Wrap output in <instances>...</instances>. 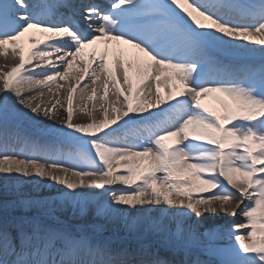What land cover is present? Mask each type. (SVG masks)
Returning <instances> with one entry per match:
<instances>
[{"label": "bare ground", "instance_id": "6f19581e", "mask_svg": "<svg viewBox=\"0 0 264 264\" xmlns=\"http://www.w3.org/2000/svg\"><path fill=\"white\" fill-rule=\"evenodd\" d=\"M152 1L156 0H110L107 21L114 27L111 34L100 24L103 14L91 0H84V6L92 7L80 8L79 17L87 20L80 28L72 19L39 11L37 7L46 5L48 0H28L24 7L13 6L12 15L26 13V18L5 28L0 24V118L8 124L26 120L30 130L25 146L21 145L23 137L10 133L6 124L0 130V191L14 185L20 199L14 200L11 207L20 206L21 188H31L38 181L43 183V188L32 193L33 209L39 207L62 220L75 211L78 216L83 215L78 223L84 227L108 229L116 234L126 231L131 235L146 230L151 237H168L171 245L182 240H202L209 229L242 216L240 197L194 198L173 193L162 181L154 160L156 155L145 137L150 131L180 119L184 108H193L195 111L215 109L226 127L224 139H229L235 132L232 126L238 107L262 101L249 91L258 79L249 76L252 68L245 62L234 75H225V82L230 77L233 80L239 77L243 80L240 83L217 84L220 80L217 79L210 84L208 78L206 85H201L203 82L194 85L179 68L181 63L187 66L193 63L194 54H159L158 48L129 40L130 36L139 34L133 27L122 28L124 22L134 20L123 9L146 6ZM169 1L179 14L210 34L217 43L234 52L264 53V19L228 18L217 10H222V6L212 0ZM31 37L41 40L36 47L25 49L23 43ZM228 66H222L221 71L232 73ZM10 67L15 73L8 78ZM92 113L96 116L95 124L89 122ZM63 122L69 128L66 133ZM198 122L195 116L188 117L192 126ZM102 124L104 132L115 130L112 133L115 148L105 163L94 166L69 148L67 141L72 142L75 136L74 143L82 141L102 150L111 141L95 142L91 134V131L100 132ZM199 132L198 129L177 137V131L170 128L165 135L171 136L174 144L170 171L203 185L202 179L191 177L200 170V156L191 148H182L184 143L187 147L191 143L199 144ZM127 134L137 137L136 146L124 145L122 139ZM64 135L67 138L60 137ZM180 137L183 140L179 141ZM42 164L46 178L39 181L37 175ZM103 166L109 171L106 175L101 172ZM130 167L148 169L146 188L130 183L126 175ZM226 175H222L225 182L232 179L230 172ZM232 183L235 191H244L239 181ZM258 188L264 190L263 181ZM99 201L106 205L104 212L98 217L84 216L86 207ZM242 227V224L237 226ZM94 248L95 245L88 255L74 253L65 259L53 251L49 255L29 256V251L26 258L11 257L0 247V257L8 264H101ZM118 248L120 251L123 248L131 256L127 259L133 262L144 260L150 253L145 251L146 255L135 257L131 247L120 244ZM123 257L125 254L121 253L120 258ZM184 258L187 262L192 260L185 255ZM105 259L102 263L107 264ZM127 259L110 262L128 264ZM155 261L159 260L152 262Z\"/></svg>", "mask_w": 264, "mask_h": 264}, {"label": "rangeland", "instance_id": "374dc122", "mask_svg": "<svg viewBox=\"0 0 264 264\" xmlns=\"http://www.w3.org/2000/svg\"><path fill=\"white\" fill-rule=\"evenodd\" d=\"M91 2L94 3V6H98L101 9L103 15H107L110 12V0H91ZM50 3L51 4L47 7L45 5H40L38 8L53 17L63 16L68 19H74L77 24L85 22L83 17H79L82 14L80 13V8L84 10L92 7V5H89L90 7L84 6V0H65L66 5L58 4L55 1ZM183 70L185 71V67H183ZM249 76L258 79L257 84L252 85L249 89L250 94L254 96L255 90L264 92V75L256 69ZM240 81L243 80H241V78L233 80L232 78L229 82L221 81L218 84H236L240 83ZM206 84L207 81L205 85ZM237 112L238 114L237 116L235 115L234 124L232 126L235 129L234 134L226 140L224 139V136H222V142L226 147V150L223 152L222 163L219 166V163H217L216 160L215 150L208 144L214 142L218 133H223L226 127L222 124L215 109L197 112L198 114L195 118L199 121V124L197 126H192L191 123H188L187 118L192 115L193 111L191 109L184 108L181 111L180 119L178 118L176 121H171L167 126L162 127L161 129L149 132L145 137L147 145L151 147L153 153L156 155L154 160L157 164L160 176H165V184L168 185L169 181H172L174 184V187L172 184L169 185V188L173 193L194 198L215 196H221L226 199L232 197L242 198L240 205L242 213L241 217H233L230 222L222 223L209 229L208 233L204 235L202 240H191V243L187 240L179 241L177 244L178 248L175 253L181 254L182 249H188L185 254L187 257L192 258V261L189 263H184L183 260L181 263L176 262V260L172 259L174 255L171 252H167L172 256H169L168 258L169 264H264V207L260 208V205H264V190L261 191L258 188L259 183L262 181L264 182V99L255 105L250 104L249 106L238 107ZM239 118L244 120V125H239ZM251 120L253 121L252 125L250 124ZM90 122H96L95 113H92ZM185 122L187 123L185 124ZM170 128L177 131V137L181 135V130H188L189 132H197L198 129L200 130V135L197 133L199 138H201L199 144L191 143L187 147L184 143L183 147H181L185 150H190L191 148L193 151H197L196 153L200 156L201 160H198V169L200 170H196L194 175L192 173L191 177H193V179H203L205 182L203 185L192 184L189 178L175 175L172 171H170V153L174 144L171 136L165 135ZM193 128L196 130H193ZM104 130L105 128L102 124V129L99 134L93 137L95 142H101L104 140L111 141V144L104 145L102 150H98L95 146L84 144L82 142H77L81 148L72 144L71 147L75 151L80 152V154L87 158L92 165L98 166L99 164L105 163L110 158V155L115 148V139L112 136V133L115 130L101 133L104 132ZM92 134L96 133L92 132ZM181 140L183 139L180 137L179 141ZM122 141L126 147L132 148L136 146L137 137L127 134L123 137ZM43 164L45 163L43 162ZM218 167L221 168V172L225 175L230 172V177L232 179L227 178L226 182L220 181L216 175ZM44 168L45 166L43 165L38 171L37 177L39 178V181H44L46 178L44 177ZM165 171L170 172L169 176L165 174ZM101 172L105 175L109 173L106 167H103ZM126 175L130 183L137 184L143 188L147 187L145 185V178L148 176L147 168L144 171H139L136 167H130L129 170H127ZM52 178L53 177L50 176L49 180L51 181ZM234 181H239L241 186H244L245 189L243 192L238 193L234 190L236 189L232 183ZM41 188H43V183H39L38 181L36 184H33L31 188H21L20 192L22 191L23 197L21 198V204L19 207H11V203L14 200H20L18 197L19 194L16 193L17 188L13 185L10 188L2 189L0 191V221L2 220L1 217L4 214H14V216H20L22 218H29L32 215L42 221L45 219H53L56 222L66 223L69 226V230L67 231L68 234L66 233L67 235L64 237L59 236L53 240L47 233L44 226L37 229L23 225L27 227L25 233L22 229L15 230L11 228L10 226H12V224H9L10 226L5 229L0 227V246L13 255V257H24L28 249L30 252H36L32 249H36V247H42L47 244L49 245V249L48 251L43 250L44 252L56 250L61 257L66 258L72 251L75 253H81L83 251V244L81 245V242L78 240H80V236L87 235L90 239H92V241L96 240L98 242L97 247H95V251L99 253L100 259L103 258V255L109 253L110 249L116 246L117 242V245L125 244L126 247H129L127 245H136V243L140 244L147 242L153 247V249L151 247L153 252L160 250L161 247L159 245H163L164 242H168L167 244L172 242L165 236L159 238L154 236L151 237L149 232L146 230L136 231L134 235H131L130 232L125 233L126 231L116 234L108 229H97L93 226L84 227L78 223L83 215L78 216L75 211H71L67 221H65L61 218L54 217L53 215L46 214L39 207L37 208L39 210L33 209L30 206L33 198L32 193L35 189ZM188 191H191L192 194ZM105 208V203L103 201H99L92 207H86L84 216L98 217L104 212ZM240 224H242L243 227L238 229L237 226ZM18 231L21 232L16 234ZM11 232H14V237L11 236ZM28 232L31 235L25 236ZM213 232H215V234L211 237ZM17 237L21 240L20 242L16 239ZM134 237H137L139 240H134V242H136L134 244L124 240L127 239L133 241L132 238ZM211 238H213L215 242L212 243L213 250L205 253L211 256H221V252H224V254H229L227 255L228 259L217 260L211 256L205 257L203 255L204 250H210V247H205L206 249L203 248L202 250L199 248V250H197L198 246L196 244L206 246L207 243L211 241ZM188 243L195 246L197 251L191 249ZM63 244L65 247L61 249ZM144 250L146 249H137L135 246H132L130 251L132 252V256H138V254L146 255L147 252ZM209 252H211V254ZM121 253H124L125 257L120 258ZM233 253H240L239 258H249V260H231L229 257ZM158 255L163 256L162 252H158ZM106 257L110 256L107 254ZM128 257L131 258V256L122 251L118 253V257L115 259H109L111 261H118L119 259L125 260ZM143 258L144 260L139 258L134 262L131 259H127V261L129 262L128 264H168L166 261H155L153 263L152 261L154 260V255L151 251L148 257ZM175 258L177 257L175 256ZM2 260L3 259L0 257V264H5ZM110 260H106L105 262L107 264H112Z\"/></svg>", "mask_w": 264, "mask_h": 264}]
</instances>
